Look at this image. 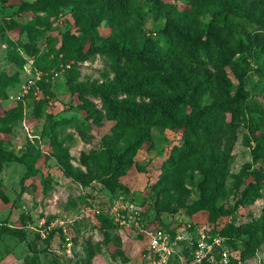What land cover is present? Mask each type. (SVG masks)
Listing matches in <instances>:
<instances>
[{
  "label": "rangeland",
  "instance_id": "rangeland-1",
  "mask_svg": "<svg viewBox=\"0 0 264 264\" xmlns=\"http://www.w3.org/2000/svg\"><path fill=\"white\" fill-rule=\"evenodd\" d=\"M34 1L0 0V228L17 231L0 233V264H32L35 257L37 264H158L149 245L157 230L174 248L165 264H264V240L252 247L240 228L264 209V195L250 205L240 201L264 169L253 153L264 135V74L246 81L248 103L261 106L262 116L248 113L230 135L192 141L177 175L170 151L187 146L185 134L161 124L147 125L153 141L135 151L121 175L108 160L117 108L181 99L175 112L189 110L193 94L118 63L113 49L136 46L142 35L156 36L167 24L200 32L211 19L209 7L182 15L152 0H123L115 17L107 14L86 34L87 17L79 18L73 6L58 13L21 9ZM169 1L180 8L192 4ZM103 14L99 6L87 13ZM243 26L239 30L254 27ZM245 58L251 68L264 65V53ZM228 79L235 91L232 70ZM201 95L202 106L221 96L211 85ZM138 134L126 133L117 151ZM24 154L35 158L30 176ZM209 194L232 210L218 224L208 211L187 210Z\"/></svg>",
  "mask_w": 264,
  "mask_h": 264
},
{
  "label": "trees",
  "instance_id": "trees-1",
  "mask_svg": "<svg viewBox=\"0 0 264 264\" xmlns=\"http://www.w3.org/2000/svg\"><path fill=\"white\" fill-rule=\"evenodd\" d=\"M152 1L158 8L182 15H190L194 6L198 11L205 10L208 6L211 19L200 32H190L178 24H167L156 36L142 35L136 46L113 49L118 63L150 77L152 75L159 83L183 84L191 90L189 93H193L189 94V110L175 112L181 99L173 103L159 101L148 109L126 107L115 110V119L118 123L112 137L111 148L114 155L108 160L112 161V163L109 161V164L115 166L114 173L118 176L126 171L135 151L147 141H153L147 125L161 124L181 130L185 134L187 146H175L170 151V164L177 175L184 166L186 156L189 155L187 151L191 148L188 145L192 141L200 140L205 144L213 137L230 135L232 131L238 129L240 122L248 113L262 116L261 106L257 104L252 106L248 103L250 92L246 88V81L254 73L263 75L264 65L251 68L245 57H253L259 52L264 53V0H192V4L185 8H180L169 0ZM122 3L123 0H36L26 7L22 6L21 9L27 11L28 8H32L34 11L58 13L61 8L73 6L79 18L87 17L82 22V30L88 34L107 14L111 19L115 17L116 7ZM96 6H99L104 14L89 18L87 13L91 7ZM79 13H83L84 16H79ZM243 24L254 27L249 31L239 30ZM67 41L66 38L65 45ZM228 70H232L238 80L235 91L228 79ZM205 85L215 87L221 96L214 97L210 104L202 106L198 102L201 101L202 92H205ZM189 96L183 97L188 99ZM228 113L231 114L230 120ZM70 119H62L56 125L67 123ZM259 127L260 124L255 126L256 129H260ZM136 129L141 131V134L133 136L123 150L117 151L116 147L124 135ZM257 141L253 153L255 158H261L264 164V135ZM22 161L28 167L26 176L36 172L33 165L35 158L32 155L24 154ZM78 171L71 168L73 176L81 179ZM263 195L264 169L256 171L254 181L244 189L240 201L250 205ZM187 210L190 213L208 211L213 224H218L220 217L232 212L223 205L219 206L216 197L211 194L188 205ZM240 228L249 234L247 243L252 247H258L264 240V209L262 216L255 223L243 224ZM3 232L12 234L17 231L1 227L0 233ZM36 259L37 257L31 261L32 264H37Z\"/></svg>",
  "mask_w": 264,
  "mask_h": 264
},
{
  "label": "built area",
  "instance_id": "built-area-1",
  "mask_svg": "<svg viewBox=\"0 0 264 264\" xmlns=\"http://www.w3.org/2000/svg\"><path fill=\"white\" fill-rule=\"evenodd\" d=\"M69 245H71L70 242ZM149 245L158 257V264L167 263L174 252L170 238L162 230L150 233Z\"/></svg>",
  "mask_w": 264,
  "mask_h": 264
}]
</instances>
